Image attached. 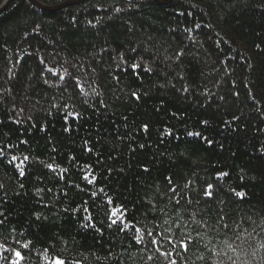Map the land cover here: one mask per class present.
<instances>
[{"label":"trees","instance_id":"obj_1","mask_svg":"<svg viewBox=\"0 0 264 264\" xmlns=\"http://www.w3.org/2000/svg\"><path fill=\"white\" fill-rule=\"evenodd\" d=\"M0 149V264H264V0H14Z\"/></svg>","mask_w":264,"mask_h":264},{"label":"water","instance_id":"obj_2","mask_svg":"<svg viewBox=\"0 0 264 264\" xmlns=\"http://www.w3.org/2000/svg\"><path fill=\"white\" fill-rule=\"evenodd\" d=\"M13 1L14 0H2V2L0 3V13L4 11ZM25 1H27L30 5L37 7L41 10L54 12L69 5L81 4L91 0H67L54 6L47 5L39 0H25ZM153 1L161 5H168L173 0H153Z\"/></svg>","mask_w":264,"mask_h":264},{"label":"snow or ice","instance_id":"obj_3","mask_svg":"<svg viewBox=\"0 0 264 264\" xmlns=\"http://www.w3.org/2000/svg\"><path fill=\"white\" fill-rule=\"evenodd\" d=\"M133 95L136 96L135 93H133ZM137 99H138V97H137ZM146 128H147V126L145 125V129H146ZM189 135H191V133H189ZM0 158H3V149H0ZM24 159L27 160L28 157H25ZM16 160H17V157L13 156V157L11 158V160L8 161V163H9V164H12V163L15 162ZM21 163H22V161H21ZM17 166H18V165H17ZM48 167H49L50 170H54V169L52 168V165H49ZM21 174H23V173H21ZM170 179H171V178L169 177V180H170ZM22 186H23V185H22ZM211 189H212V186L209 185L208 188L205 190V194H206V196H208L209 198H211V194H212V193H211ZM173 191H174V190H173ZM236 195H237L238 197H241V198H242V194H241V193H236ZM119 211H122V209H120ZM114 215H115V213H113V216H114ZM86 219H87V218H86ZM0 223H3V221L0 220ZM110 223H111V224H116L117 221H116V219H112ZM93 226H94V225H93ZM121 230H123V229H121ZM183 246L185 247V249L187 248V245H186V244L183 245ZM14 255H15L17 258L22 259V256H21V252H20V251H15V252H14ZM11 264H19V259H17L16 261H12ZM53 264H65V261L62 260V259H60V258H56V259L54 260Z\"/></svg>","mask_w":264,"mask_h":264}]
</instances>
